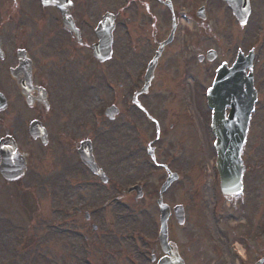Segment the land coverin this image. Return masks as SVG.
Returning a JSON list of instances; mask_svg holds the SVG:
<instances>
[{"label": "flooded vegetation", "instance_id": "flooded-vegetation-1", "mask_svg": "<svg viewBox=\"0 0 264 264\" xmlns=\"http://www.w3.org/2000/svg\"><path fill=\"white\" fill-rule=\"evenodd\" d=\"M50 1L44 5L39 0L32 2L36 3L39 8L38 17L41 21L38 23L42 28L41 31L34 34L27 32L23 21L14 16V8L21 4L23 10L30 11L36 17L35 7L30 0H0V93L5 98V104L0 102V140H6L3 143L8 144H12L14 141L21 149L24 147L23 144H32L37 149H42L49 143V135L53 134L49 133L45 117H52V119H56V117H90L95 128L89 126V119H87L75 123V130L73 129L71 133L77 132L76 126L79 128L89 126L90 128L87 130L94 135L74 140L72 152L79 160L77 152L80 142L89 140L95 163L107 176V181L103 182L102 178L104 177L93 173L79 161L84 174L89 177L76 179L79 181L70 183L67 176L69 172L62 169L59 176L60 182L65 181L66 184L58 181L53 183H58L59 187L53 190V194L59 199L58 195L64 186L75 190L76 184L100 187L108 183L110 178L107 174L104 157L98 155L94 144L101 141V145L107 148L109 144L107 136L110 132H114L115 128L123 143L126 144L129 139L131 142L130 146L123 145L120 151H125L127 157H130L134 152H139L136 146V136L140 131V125L136 123L135 117H152L148 109L141 103V99H146L151 89L157 86V75L160 69H165L162 72L164 75V72H169V69L177 62L185 69L189 60L191 61L193 58L200 66L206 67L218 61L224 63L228 56L227 52H231L233 49V43L225 44L224 41L234 38V44H236L237 38L234 37L235 29L233 27L230 26L232 32L223 36L222 30L227 25L225 27L219 25V29L215 33L220 44L216 50L214 49L215 54H208L209 50H213L206 46L208 41L206 38L210 39L208 33L211 28L205 17V12L203 18L198 17L199 7L195 4V1L200 2L201 0ZM218 1L223 3L222 0ZM213 3L216 1H212ZM249 6L250 16L247 30L248 35L251 36L248 45L249 49H253L254 54L257 55L259 50L264 49V0H249ZM159 7L165 11L166 17L159 16ZM126 12H130V16L125 17ZM106 14L109 15L113 26L111 55L109 58L99 61L93 57L92 48L100 39L97 28ZM159 20H163L162 23ZM34 21L31 22L34 24ZM13 22L18 25V28ZM44 27H46L45 30ZM170 35L172 37L170 42L162 48L156 59L152 78L146 91L137 95L145 86V71L148 65L155 57L160 44ZM190 52H193L191 56H189ZM207 54L213 59L207 60L205 57ZM178 57H181V60H178ZM257 64L256 57L253 59L252 66L256 83ZM159 83L160 88L167 87L168 76H164ZM96 85L99 86L100 92L98 93H101L102 99L105 100L106 108L113 107L110 114L104 115V110L95 113L96 106H92L90 95ZM101 85L103 90L100 88ZM259 93L257 94L258 99L261 96ZM14 117H31L30 120L40 121L46 129V144L42 145L38 139H30L23 134L22 130L20 132H16L15 129L11 130L9 121L18 120ZM128 118H131L133 122L128 121ZM259 124L264 132V120H261ZM251 126L252 121L249 123V128ZM57 136L60 145H65L63 140L74 139L65 136L60 142L58 133ZM5 149L6 147L3 151ZM30 153H33L35 158L38 156L36 165H47L46 162L40 161L39 156L41 155L37 150H30ZM30 153H25L24 174L30 166L28 161ZM146 154L156 169L165 170L166 177L169 173L167 162L163 161L158 152L156 154L159 162L163 161L159 164L155 160V151L153 152L154 160L150 156L152 153H148L146 150ZM58 156L62 158L53 159L56 165L64 160L62 155ZM75 171L79 173L80 169ZM72 180L75 179L72 178ZM46 184L43 183L44 189L51 187ZM244 189L237 195L223 196L225 200L229 199L230 201L227 205L228 208L218 209L214 211V215L208 214V218L212 219L213 224L208 223V227L206 225L196 227L198 230L196 241H189L191 236L188 233L187 241L179 244L173 232V226L170 225L171 218L169 217L167 240L177 243L178 253L185 264L189 263H187L188 260H186L183 251H189L191 245L195 244L198 245V264H264V194H255L244 198ZM168 190L164 195L168 193ZM103 193L107 196L108 189L101 191L100 198ZM254 198L257 199L259 205L256 206L258 208H255L253 204ZM77 205L82 207L84 203ZM99 210L92 206L88 212L83 214L84 220L89 222L91 215L99 213ZM81 212L82 210L78 207L72 214H65L62 211V216L55 226L60 229L68 223L65 222V217H75ZM91 226L96 230V225L92 224ZM150 238L154 241L151 244H145L147 252L144 253L150 255L154 264L158 259L164 257L165 253L159 247L156 229Z\"/></svg>", "mask_w": 264, "mask_h": 264}, {"label": "rangeland", "instance_id": "rangeland-1", "mask_svg": "<svg viewBox=\"0 0 264 264\" xmlns=\"http://www.w3.org/2000/svg\"><path fill=\"white\" fill-rule=\"evenodd\" d=\"M96 1L101 2V0ZM215 1L216 3H210L206 8V19L211 28L208 33L210 39H206L208 40L206 46L215 50L218 48L220 43L216 39L215 31L219 29V25L223 27L227 25L222 30L223 36L232 32L231 27L236 29L238 31L237 39L235 38L236 44H234V38L224 41L225 44L233 43V49L231 52H227L228 56L225 59L226 62H229L232 55L235 54L236 48L246 49L251 35H248L247 28H237L234 18L225 5L218 0ZM30 2L32 3L33 0ZM198 3L195 1V4ZM32 5L35 7L37 18L30 11L23 10L21 4L14 8V16L23 21L27 32L36 34L42 30L38 23L41 20L38 17L37 4L32 3ZM158 14L162 18L166 17L165 11L161 7L158 8ZM128 16H130V12H126L125 17ZM32 20H35L34 24L31 22ZM162 21L159 20L160 23ZM14 25L18 28L17 24L14 23ZM45 29L46 27H44ZM192 54L193 52H190L189 56ZM257 59L256 84L261 96L251 116L252 126L242 153L246 172L248 171L243 176V179L245 178L244 198L255 194H264V132L259 124L261 120H264L263 48L259 50ZM178 60H181V57H178ZM217 64L214 63L207 67L200 66L193 58L191 61L189 60L185 69L178 62L169 69V72H164V75L162 72L165 69H160L157 75V86L151 89L146 99H141L143 106L148 109L149 114L159 125L158 139L154 141L155 125L149 122L146 117L139 116L135 117L136 123L140 125V131L136 136V146L139 152H134L130 157H127L125 151H120L123 145L130 146L131 142L129 139L126 144L123 143L116 128L107 136L109 140L107 148L101 145V141L94 144L98 155L104 157L107 174L110 178L109 182L104 185L105 187L76 184L75 190H70L64 186L58 195L59 199L55 197L53 190L59 186L58 183H53H55L54 181L60 182L59 176L62 169L69 172L67 176L70 183L79 181L76 179L89 177L84 174L79 160L72 150H74V140L94 135L87 130L92 127L93 122L90 117H56V119L45 117L49 133H53L51 136L49 135L47 146L37 149L32 144H27V146L23 144L22 148L27 153H30V150H37L41 155L39 156L40 161L46 162L47 165H36L38 156L35 158L33 153H30L28 160L30 166L22 177L13 180L12 183H7L0 177V264H149V254H145L144 260L140 253H144V245L149 244L147 240L152 236L157 225L158 212L154 201L157 198L161 178L165 176V170L156 169L147 157L146 149L149 142H153L152 144L156 148L155 155L158 164L163 161L167 162L168 169L176 173H185L186 168L189 169V175L181 176L182 178H179L168 190L165 198L169 204H182L185 208L184 228L178 227L174 221L172 223L178 243L186 242L188 233L191 236L189 241H196L195 225H197L202 200L207 204V211L211 200H213L212 196L216 201L218 200L219 209L230 203L223 199L221 201L216 185L218 181L212 165L214 162L212 147L214 138L208 129L210 115L202 95L204 88L211 82V71ZM164 76H168L169 83L167 87L160 88L159 82ZM185 76L187 77L184 82ZM98 88L99 86L96 85L90 95V100L92 106L100 107L99 105H103L105 100H99L101 93H98L100 92ZM100 88L103 90L102 85ZM14 118H18V120H10V128L20 132L24 131V127L31 117ZM87 119H89L90 127L79 128L76 126L77 132L71 133L73 129L75 130V123ZM46 120H50V122ZM127 120L133 122L131 118ZM57 133L60 136V142L65 136L74 139L63 140L65 145H60ZM157 152L163 159L162 162H159ZM58 155H62L64 160L56 165L53 159L62 158ZM193 165L202 166L203 175L199 169L194 172ZM78 168L80 169L79 173L75 171ZM42 177L44 178L42 179ZM146 178L148 184L143 189L144 195L137 202L133 200V194L123 198L119 205L114 203L110 205L106 203L107 201H103L107 197L105 193L101 198L99 197L101 191L105 189H108L110 197L119 187L124 185L123 189L127 185L141 179L146 180ZM203 179L208 184L204 191L199 192L197 183L202 184ZM43 183H47L46 185H51V187L44 189ZM60 183L66 184L65 181ZM72 203L73 206L84 203L81 208L82 212L89 211L92 206L100 210L99 213L91 215L89 222L84 220L81 212L76 217L69 218L68 223L59 229L55 225L61 218L62 211ZM253 204L255 208H258L256 206L259 205L257 199L254 198ZM34 212H36L35 215H33ZM207 222L213 224L210 218H207ZM208 223H206V227L209 226ZM92 224L97 226L96 230L92 229ZM190 248L189 251H183L186 260H188L187 263L198 264V245H192ZM85 254H88L90 261L86 260Z\"/></svg>", "mask_w": 264, "mask_h": 264}, {"label": "water", "instance_id": "water-1", "mask_svg": "<svg viewBox=\"0 0 264 264\" xmlns=\"http://www.w3.org/2000/svg\"><path fill=\"white\" fill-rule=\"evenodd\" d=\"M232 7L233 12L237 15L240 22H242L248 13L247 0H226ZM109 39V34H106ZM105 33H101V42L95 47V56L103 52L102 46H107L110 41L104 39ZM106 54V53H105ZM248 61V58H245ZM249 65V64H248ZM243 65V67L248 66ZM153 64L151 65L152 69ZM243 71V70H242ZM224 71H219L215 81L208 91L207 103L208 107L212 110V132L216 138L220 141L218 149L221 150V142L224 147L222 152L229 154V157L221 159L220 161V173H221V191L224 194H232L239 190L240 188V172L242 167L240 166L241 161L238 159V153L240 150L241 143L244 138L246 124L248 117L252 111L254 104V91L252 90V81L248 80L246 85L247 90L245 95L241 96V85L234 88L223 89L222 81L224 78ZM240 74V71L238 72ZM241 82V79L238 80ZM223 90L227 91L228 95L221 96ZM232 93V95H231ZM231 97L233 98L232 101ZM235 97V99H234ZM230 107V112L225 118L224 110L225 107ZM229 145L230 148L227 149L225 146ZM233 147V148H232ZM232 153V156H231ZM90 164V163H88ZM232 167L230 168V166ZM175 178V176H170L165 183L163 189L169 185V183ZM161 215V233H160V243L165 252L169 253L170 257L165 258L158 262V264H183L179 259L176 251L171 247H165V224L167 216L169 214L168 207L162 204L161 200L157 201ZM175 216L179 223L183 221L181 207L174 208Z\"/></svg>", "mask_w": 264, "mask_h": 264}, {"label": "snow or ice", "instance_id": "snow-or-ice-1", "mask_svg": "<svg viewBox=\"0 0 264 264\" xmlns=\"http://www.w3.org/2000/svg\"><path fill=\"white\" fill-rule=\"evenodd\" d=\"M221 67H224V65H221ZM209 91H211V89H209Z\"/></svg>", "mask_w": 264, "mask_h": 264}]
</instances>
